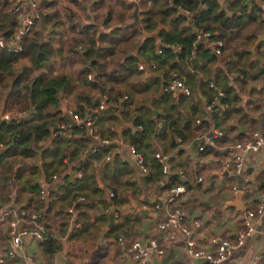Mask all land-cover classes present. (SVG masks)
<instances>
[{
  "label": "trees",
  "instance_id": "trees-1",
  "mask_svg": "<svg viewBox=\"0 0 264 264\" xmlns=\"http://www.w3.org/2000/svg\"><path fill=\"white\" fill-rule=\"evenodd\" d=\"M61 1L69 7L59 6L57 0H40L37 6V11L44 15L45 39L34 24L20 41L19 52L0 48V111L13 115L23 113L17 121L0 124V143L4 147L0 152V206L14 205L13 212L17 214L21 211L40 213L34 224L46 235L37 247L45 264H49L61 250L57 236L50 231L49 219L53 213L57 212L59 237L64 233L63 227L69 224L72 236L82 235L88 229V223L82 218L83 211L94 205L87 188L86 161L80 160L70 168L72 172L79 171L80 178L70 179L67 172L63 173V162L68 159L72 162L77 157L76 140L68 136L81 138L87 129L83 126L69 127L61 116V107L68 110L70 101L75 105L81 102L76 109H71L80 120L96 108L99 98L104 96L106 107L91 116L89 130L99 141L105 140L108 144L96 142L85 158L99 157L107 162L115 136L113 133L104 135L101 127L98 132L94 131L92 126L96 122L122 121L128 115L130 127L123 135L128 148H133L135 154L142 158L149 179H163L160 166L152 156L156 151L151 148L152 139L168 132L181 144L186 136L194 140L196 134L204 132L209 125L204 121L202 103L196 100L193 91L203 86L206 89L208 85L216 86L208 80L203 82L198 73L191 74L188 66L196 70L198 62H208L215 57L205 43L193 45V32L208 33L209 41L222 42L241 27L245 17L248 16L250 21L262 18L256 2H252L249 8L242 6V11L245 13L248 9L249 13L245 17H237L233 13L227 16L219 11L216 0H137L140 30L148 35L158 30L155 36L146 38L140 30L129 26L133 7L127 0L118 1L120 7H113L116 0ZM13 6V0H0V39L3 41H7L16 28ZM158 26L160 28L157 29ZM171 46H177L179 50L175 52ZM157 49L160 50L158 55L155 53ZM140 60L147 65V70L154 66L151 74L161 71V75L155 77L149 73L144 78V73L137 70ZM172 72L183 79L190 92L188 97L173 96L164 91ZM161 76L162 84L157 81ZM221 93L223 97L217 102L227 108L226 95ZM158 100L164 106H160ZM189 104L187 113L185 109ZM179 109L184 111L183 117L178 115ZM196 120H200L198 125ZM137 127L140 130H136ZM79 145L81 143L76 147ZM170 146L173 148L174 142L171 141ZM48 147L51 148L45 151V157L52 160L45 170H51L50 178L57 176L55 164L63 167L59 172L63 185L55 186L59 190L58 195L45 191L48 199L45 202L38 197L43 186L34 182L32 174L22 177L21 172L26 166L37 170L34 163L36 153ZM164 150L161 148L159 151L163 154ZM204 152H209V148ZM45 157L41 155V164ZM177 183L178 180L172 177L165 190ZM23 187L27 201L20 206L18 202ZM94 191L103 193V189ZM108 193L112 194L110 202L96 203L103 210L117 204L114 192ZM56 206L59 207L57 211ZM68 207L75 212L74 216L66 211L63 213L62 209ZM99 217L105 219L104 213ZM32 227L33 223H28L25 228ZM14 262L13 259L8 264Z\"/></svg>",
  "mask_w": 264,
  "mask_h": 264
},
{
  "label": "crops",
  "instance_id": "crops-1",
  "mask_svg": "<svg viewBox=\"0 0 264 264\" xmlns=\"http://www.w3.org/2000/svg\"><path fill=\"white\" fill-rule=\"evenodd\" d=\"M216 1L219 11L224 12L227 16L233 13L237 17L241 15L245 17L249 13L248 9L244 13L242 6L247 5L249 8L252 2H256L248 0ZM247 17L244 18L239 29L232 31L225 41H222L223 47L219 56H214L215 59L208 62L205 60L198 62L197 66L200 69L197 67V71L190 65L188 66L191 74L198 73V77L203 82L208 80L216 86V90L224 92L226 101L229 103L227 108L217 102L211 105L208 112L202 109L208 124L222 133L220 139L214 140L215 147L209 148L207 153H198L196 151L197 142L192 140V137L186 136L185 141L180 144L177 142V138L167 132L168 140L153 138L151 141L153 150L165 149L163 154L167 156L171 176L179 180L177 174H181L182 184L186 186L185 193L177 196L169 205L164 201L166 192L164 178L152 177L149 179L147 174L140 172L134 157L128 153L127 140L123 136L126 129L130 127L128 115L122 121L111 120L102 124L96 122L92 126L94 131L101 127L104 135L113 133L115 136L116 140L111 142V145H114L113 150L111 156L106 160L107 162L99 157L92 160L85 158L89 150L99 143L89 135L87 130L81 138L77 135L68 136L69 139L76 140L77 157L72 162L70 159L63 162V173L67 172L71 179L79 171L72 172L70 168L80 160L86 161V173L89 176V186H91V188L89 186L87 188L94 205L86 208L85 211L82 210V218L88 223V229L82 235L72 236L70 230L72 227L69 224V226L63 227L64 233L59 237L61 231L59 232L56 226L58 224L57 212L53 213L51 220L49 219L50 231L57 236L61 250L54 255L49 264H71L68 262V256H74L75 259L77 257L76 254L71 255L72 249L80 254L78 260L75 261L76 264H134L117 247L115 240L118 237H123L126 242L135 241L145 246L149 241H154L161 254L150 253L146 264H204L202 260H193L187 256L183 243L184 236L179 227L191 232L193 243L197 248L208 251L214 248L210 242L211 239L232 241L236 234L243 229L244 214L246 211L254 210L257 204V194L264 180V151L262 150L247 153L238 174H231L229 168L225 166V163L229 161L227 149L231 145L247 139L253 131H260L264 135V42L255 43L257 37L264 32V20L261 18L250 21ZM157 31L149 34V37L155 36ZM139 65L142 66L140 71L144 73V78L149 76V73L151 74V68L147 70L148 67L142 60L138 63ZM151 75L157 77L161 75V71ZM162 80V76L159 77V80L157 79L161 84ZM193 93L196 100L202 103V108H204L203 105H210L215 97V91L209 86L208 89L204 86L196 88ZM68 105V110L64 106L61 109L65 108L67 111L76 109L81 105V102L75 105L70 101ZM185 110L187 113L189 112L188 107ZM213 118L215 122L212 123L211 119ZM77 124L81 125L79 122ZM178 127H181L180 123H178ZM171 141L174 142L173 148L170 146ZM80 143L81 145L77 148L76 144ZM50 148L37 151L34 161L37 170H31L26 166L21 175L24 177L27 174H32L34 182L43 186L45 191L58 195L59 190L55 186L63 185L62 177L59 175L63 167L55 164L58 173H56V181L49 178L51 170L45 169L49 167L52 159L49 160L48 157H45V151ZM41 155L46 158L43 164L40 163ZM197 178L200 181H197ZM230 186H235L240 190L238 204L234 205L238 192L231 195L229 193ZM245 187L247 191H241ZM96 189H103V193H95ZM108 192H114L117 204L103 210L101 205L96 203L110 202ZM26 194V189L23 187L18 202L20 206L26 203ZM8 207L16 208L14 205ZM174 207L183 212L182 221L179 225L172 224L167 230H159L158 225L165 219L167 211ZM55 208L57 211L59 207ZM70 208H63V213ZM109 209H112L113 212V224L108 228L107 213ZM102 213H104L105 219H100L99 215ZM72 215H75L73 210ZM249 222L251 233L243 245L233 251L222 264H250L256 255L264 258V210ZM4 243V232L0 229V253L3 251ZM37 247L38 244L31 240L23 243L13 264H45L40 258ZM6 263L8 264V261Z\"/></svg>",
  "mask_w": 264,
  "mask_h": 264
},
{
  "label": "built area",
  "instance_id": "built-area-1",
  "mask_svg": "<svg viewBox=\"0 0 264 264\" xmlns=\"http://www.w3.org/2000/svg\"><path fill=\"white\" fill-rule=\"evenodd\" d=\"M14 6L12 11L15 13L16 19V28L13 31L12 35L7 41L0 39V48H5L8 51L17 53L20 51V41L23 37L29 33L31 28L34 25V20L36 18L37 6L40 0H13ZM78 2L80 0H77ZM256 1L261 12V17L264 15V0H248ZM134 1H131V3ZM136 3V2H135ZM182 14H186L183 12ZM37 19V18H36ZM195 32V33H194ZM194 42L193 45H196L199 42L205 43L206 47L211 51L214 56H219L223 43L221 41H209L208 33H200L194 31ZM170 49L177 52L179 48L177 46H171ZM157 55L160 54V50H156ZM192 55V53H191ZM137 69L142 70V66H138ZM151 69H154V66H151ZM87 79H90V76H87ZM210 89L215 91L216 96L213 98L210 105H205L203 110L208 112L211 105L217 103L218 98H222L223 95L221 92L208 85ZM164 91L171 93L172 95H182L188 97L190 92L189 89L183 84V79L180 78L177 73L172 72L169 75V81L166 83ZM106 107L105 98L102 96L98 100V105L96 108L90 110L84 116L83 119H78L70 111H67L71 116L72 120L76 123H81L83 127L87 129L89 135L93 137L95 141H99L97 136L93 135L89 130L90 124L92 123V115H96L99 112L103 111ZM23 116V113L20 114H10L8 112L0 111V124L9 123V120L12 117ZM18 119V120H19ZM206 121V118H204ZM200 120H196L195 123L198 125ZM207 122V121H206ZM208 123V122H207ZM68 125V124H67ZM69 126V125H68ZM80 126V125H79ZM70 127V126H69ZM61 129H63L61 127ZM136 130H140V127H137ZM54 136V134H52ZM222 133L219 130L214 129L212 125H208L204 132H198L194 138V141L197 142L196 151L201 153L205 148L215 147L214 140L220 139ZM100 145H107L108 142L105 140L99 141ZM4 147L0 143V152L3 151ZM92 150V148H91ZM229 161L225 163V166L229 168L231 174H238L242 169L243 158L247 153L258 152L260 150L264 151V135L260 131H253L249 137L245 140L235 142L228 149ZM128 153L134 157L135 164L138 166L141 173H147L146 168L143 165L142 158L135 154L133 148H128ZM153 159L156 160L160 166V173L164 178L165 185H170V179L172 178V173L170 172L169 166L167 165V156L162 154L160 151L156 150L153 153ZM179 177L178 183L171 185L166 189L164 195V201L167 205L172 203L174 199L185 193L186 186L182 184L183 177L181 174H177ZM80 178V174L76 173L72 176V179ZM52 180L56 181V176H51ZM197 181H200L197 178ZM237 187L230 186L229 193L231 195L239 192ZM241 191H247V188L241 189ZM109 198L112 197L111 193L107 194ZM39 200L47 201V194L45 189H42L39 193ZM45 201V202H46ZM48 203V202H47ZM264 210V180L261 185V189L257 194V204L254 210L246 211L244 214V219L242 222L243 229L236 234V237L232 241L224 239H211L210 242L213 244L214 248L211 251L197 248L192 240V234L186 229L179 227L182 235L184 236V248L187 256L193 260H202L204 264H222L227 257L236 249L241 247L251 233L250 220L255 216L260 215ZM67 214L72 215V209L66 210ZM40 214V213H39ZM39 214L35 212H19L18 214L13 212V209L8 206H0V229L4 232L5 236V245L3 251L0 253V264H7L6 261L13 260L19 251L22 249L23 243L26 241H34L37 244L41 243L46 239L45 233L35 225V221L39 219ZM183 212L174 207L170 211H167L165 219L158 225L159 230H167L172 224H177L182 221ZM29 220V222L27 221ZM28 223H33L32 228H25ZM74 227H77L76 225ZM117 247L122 250L134 264H146L147 257L150 253L161 254L157 244L154 241H149L148 244L142 245L135 241L126 242L123 237L116 238ZM250 264H264V258L260 255H256Z\"/></svg>",
  "mask_w": 264,
  "mask_h": 264
},
{
  "label": "water",
  "instance_id": "water-1",
  "mask_svg": "<svg viewBox=\"0 0 264 264\" xmlns=\"http://www.w3.org/2000/svg\"><path fill=\"white\" fill-rule=\"evenodd\" d=\"M133 6V10H132V22L129 24L130 27H135L138 30H140V24H139V20H138V6L135 2L131 3ZM43 13L41 11H37L36 12V18L38 21V28L40 30V33L42 35L43 38H45L46 36V27L43 24ZM263 20H264V15L262 16ZM141 31V30H140ZM143 36L145 37H149L148 34H145L143 32H141ZM257 42H264V32L262 33V35H259L255 41V43ZM61 116L64 119V121L70 126V127H76L78 126V124L72 120L71 116L69 115V113L67 112V110L65 108H62L61 110ZM19 118L18 116L12 117L9 122H13V121H17ZM82 126V125H80ZM239 197H240V193L238 192L235 196L236 201L234 202V205L239 202ZM237 207V206H236ZM139 213H141L140 211H138ZM107 219H108V225L107 227H111L113 224V212L112 209H109V212L107 213Z\"/></svg>",
  "mask_w": 264,
  "mask_h": 264
},
{
  "label": "rangeland",
  "instance_id": "rangeland-1",
  "mask_svg": "<svg viewBox=\"0 0 264 264\" xmlns=\"http://www.w3.org/2000/svg\"><path fill=\"white\" fill-rule=\"evenodd\" d=\"M118 1H120V0H116V1H114V5H113V7H120L119 6V4L117 3ZM131 2V1H134V2H136L137 3V0H127V2ZM57 2L59 3V6H65V7H69V5L66 3V2H64V1H60V0H57ZM59 6H57V7H59ZM133 7V6H132ZM49 11V10H48ZM43 13V12H42ZM131 13H132V11H131ZM132 22V21H131ZM130 22V23H131ZM34 24L36 25V26H38V21H37V24L35 23V20H34ZM45 39V38H44ZM159 96L160 95H157V98H159ZM158 102H160L159 104H160V106H164V103L161 101V100H158ZM187 107H190V104L189 105H187ZM184 114V111L182 110V109H179V111H178V115H181L182 117L184 116L183 115ZM177 115V116H178ZM168 133V132H167ZM160 138H156V140H163V139H165V140H168L169 139V135H167L166 133L164 134V133H162V134H160ZM61 243H62V245L64 246V244H63V241H61ZM74 254H76L77 255V257H76V259L74 258V256H68V259H69V261L68 262H70L71 264H76V262L75 261H77L78 260V258L80 257V254L78 253V252H76V250H73L72 249V254L71 255H74Z\"/></svg>",
  "mask_w": 264,
  "mask_h": 264
}]
</instances>
